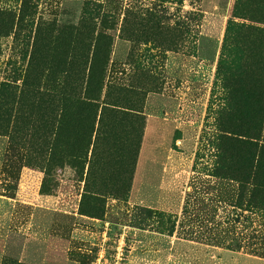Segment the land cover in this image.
Listing matches in <instances>:
<instances>
[{
    "label": "rangeland",
    "instance_id": "1",
    "mask_svg": "<svg viewBox=\"0 0 264 264\" xmlns=\"http://www.w3.org/2000/svg\"><path fill=\"white\" fill-rule=\"evenodd\" d=\"M0 264H264V0H0Z\"/></svg>",
    "mask_w": 264,
    "mask_h": 264
},
{
    "label": "trees",
    "instance_id": "2",
    "mask_svg": "<svg viewBox=\"0 0 264 264\" xmlns=\"http://www.w3.org/2000/svg\"><path fill=\"white\" fill-rule=\"evenodd\" d=\"M248 28H249V26H248ZM65 80H66V81H71V82H77V81L80 80V77L75 76V75H71V74L68 73V74L65 76ZM71 90H72L73 92H76V89H75L74 87H73ZM89 91H90V90H88V94H89ZM37 93H40V92L37 91ZM65 93H68V94H69L68 90H66ZM46 94L48 95L49 100H51V99L58 100V99H62V98H67V99L71 100V103H73V104H78V105L81 104V106H83V105H87V106H89L90 108H92L93 111H96V109H95L96 107H94V106H96L95 102L88 101V100L92 99V97L85 96V97L88 98V100L86 101V100H82L80 97L76 96V94H75V95H69V96H67V97H65V96L63 95L62 98H61L60 96H58V94L55 93L54 91H53V92L46 93Z\"/></svg>",
    "mask_w": 264,
    "mask_h": 264
}]
</instances>
